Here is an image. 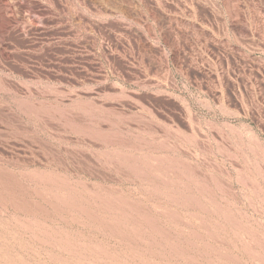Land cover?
<instances>
[{
    "label": "rangeland",
    "instance_id": "rangeland-1",
    "mask_svg": "<svg viewBox=\"0 0 264 264\" xmlns=\"http://www.w3.org/2000/svg\"><path fill=\"white\" fill-rule=\"evenodd\" d=\"M0 264H264V0H0Z\"/></svg>",
    "mask_w": 264,
    "mask_h": 264
}]
</instances>
